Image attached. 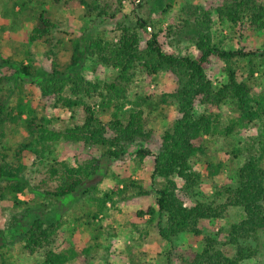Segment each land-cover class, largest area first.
<instances>
[{"label": "trees", "instance_id": "trees-1", "mask_svg": "<svg viewBox=\"0 0 264 264\" xmlns=\"http://www.w3.org/2000/svg\"><path fill=\"white\" fill-rule=\"evenodd\" d=\"M71 1L84 6L86 16L95 21L114 19L124 0ZM143 7L140 0L134 20L118 21L115 36L107 35L102 29L93 35L82 32L68 38L67 33L57 37L53 31L56 24L41 11L30 39L44 45V54L50 60L49 70L33 64L30 54L27 55L30 61L26 62L0 53V203L15 211L28 205V201L19 197L26 190L56 200L97 190L109 171V162L121 160L134 143L156 140V130L151 126L152 112L161 104H173L178 115L161 134L158 152L142 146L135 152V162L140 167L148 156L153 157L152 188H145L134 179L117 182L110 190L103 191L96 199L97 210L87 216L96 220L108 203L116 206L125 198L154 192L155 202L136 211V220L149 216L148 222L155 221L160 237L171 241L184 232L200 235L201 220L222 219L231 207H240L243 217L227 228L226 242L206 235L200 249L174 246L169 258L180 264H242L257 259L259 249L253 242L258 241L259 233L264 230V131L260 138L251 137L244 150L237 147L233 151L234 158L245 157L238 167L235 184L214 182L211 197L207 200L195 197L208 177L198 161L206 152L209 138L229 137L264 120V93L254 92L255 70L257 62L264 63V46L251 50L227 46L215 31L218 23L227 25L243 38L258 35L264 31V1L227 0L214 9L191 5L189 11L180 15L182 23L168 26L166 34L172 45L177 36L189 30L195 53H183L180 47L176 52L165 49L160 41L163 30L150 16L141 13ZM171 7L170 2L166 3L162 12L167 13ZM149 26L153 31L143 42V33ZM65 52H70L68 60L64 59ZM88 58L116 69L117 73L104 83L87 78L80 70ZM215 61H220L226 75V80L217 85L209 75ZM242 67H247L248 72H241ZM165 72L176 79L174 91L163 92L158 97L138 95L136 100L131 99L130 90L141 75L155 78ZM13 76L19 81V92L16 103L11 104V91H5V84ZM25 83L39 87L46 105L72 112L73 124L57 128L51 118L39 115L27 104ZM129 103L131 106L127 107ZM227 104L233 106L236 116L224 125L222 109ZM78 112L81 115L77 119ZM104 113L110 116L107 122L101 117ZM20 124L28 137L15 149L13 159L4 140L8 130ZM62 141L97 148L100 155L76 163L52 157L53 146ZM28 153L35 155L32 163L23 161ZM36 162L41 166L35 170L33 184L26 173ZM205 167L211 178L223 169L221 163L211 161H206ZM91 220L86 224H91ZM8 224L6 229H0V248L21 241L29 255L42 253L39 264L90 261L94 246L59 242L62 228L59 219L51 221L28 208L20 217L12 215ZM226 244L234 248L233 254L224 250ZM130 258L134 264H155L140 260L132 252ZM255 264L262 263L257 260Z\"/></svg>", "mask_w": 264, "mask_h": 264}, {"label": "rangeland", "instance_id": "rangeland-1", "mask_svg": "<svg viewBox=\"0 0 264 264\" xmlns=\"http://www.w3.org/2000/svg\"><path fill=\"white\" fill-rule=\"evenodd\" d=\"M103 0H100V2ZM140 0H124L120 11L114 19L96 18L91 21L86 16L84 6L77 5L71 0H0V53L3 57H13L14 59L29 62L27 55H31L33 64L45 70L50 69V60L44 54V45L39 42H32L30 39L31 31L36 25L37 17L41 11H45L49 15L56 27L53 28L57 37H62L67 33L68 37H74L77 34L86 32L89 35L97 33L105 29L106 34L115 36L114 30L118 21H132L135 19V9ZM227 0H142L144 7L141 13L150 16L159 29L163 32L160 35V41L164 48L176 52L181 48L183 53H195V47L191 41V33L186 29L182 36H177L173 44L166 34V28L170 25L182 23L181 16L184 12L189 11L191 5H202L206 8L214 9L218 5L223 4ZM264 1V0H261ZM171 3L172 7L167 13L162 12V6ZM181 15V16H180ZM153 31L151 26L147 32L143 33V42L150 38ZM216 36L224 40L227 46L235 48L243 47L246 50L257 49L264 46V31L258 35L249 38H243L236 35L229 29L227 25H215ZM66 38V39H67ZM116 39V38H115ZM70 58V52L64 53V59ZM220 61H215L209 70V75L213 79L215 85L220 81L226 80ZM7 68L3 71L7 72ZM80 72L87 78L104 83L110 81L117 70L110 67L102 66L95 59L88 58L84 63ZM241 72H248L247 67H242ZM9 73V71H8ZM15 76L9 79L5 84V91H11L10 103L17 101V93L19 92V81ZM254 92L256 94L264 93V63L257 62L255 70ZM177 86L176 79L169 73H161L155 78H149L141 75L133 84L130 90L132 100H136L138 95L158 97L163 92H172ZM24 93L26 94L27 104L32 105L39 115H45L53 120V125L57 128H65L73 124L71 116L72 112L63 107H54L46 105L45 99L41 96V91L37 85L25 83ZM8 93V92H7ZM129 103L127 107H130ZM222 122L227 125L230 117L236 116L235 109L231 104L223 106ZM80 112L76 114V118L80 116ZM178 113L173 104H161L156 107L151 115V126L156 130V140L139 141L129 147V152L121 160L114 159L109 162V171L104 181L97 186V190H93L87 195L82 193L75 194L71 197L63 199H50L39 193H30L25 191L20 193L19 197L28 201V205L21 206L17 210L12 207L5 208L0 203V229H6L9 225V219L12 215L20 217L24 211L29 208L30 211H37L39 216H45L51 221H62V228L59 231V242L70 241L72 244L78 243L81 246H94L90 261L88 264H134L130 258V253L138 255L140 260L150 261L155 264H180L175 258H169V252L174 246L178 248L194 246L200 249L203 243V237L211 235L219 241H227V228L232 223L238 222L243 217V210L240 207H231L226 216L222 219L212 218L200 221L201 234L194 235L191 232H184L176 239L167 241L160 237L154 223L148 222L149 216L136 220L135 212L139 209H145L155 202V193L144 196H133L120 200L116 206L112 203L107 204V208L100 213L96 220H91L87 214L94 212L98 208L96 200L103 195V191L110 190L117 182H125L136 180L145 188H152L151 174L153 170V157L148 156L142 167L135 162V152L139 146L148 147L153 153H157L160 148V136L170 125L171 121L177 117ZM105 122L110 119L109 114H101ZM264 131V120L256 121L251 124L247 130H238L229 137L216 136L209 138L207 141V149L198 161L199 168L205 175L204 182L198 188L199 193L195 199L207 200L213 195L214 182L217 184H235L238 178V167L244 161L242 155L238 158L233 157V151L237 147L243 150L247 146V141L252 138H260ZM262 132V133H261ZM27 132L22 124L12 126L8 130L5 144L10 149L11 158L15 159V149L21 143L27 140ZM100 151L97 148H90L83 143H72L62 141L53 146L52 157H59L63 160L71 162L84 161L92 156L99 157ZM35 155L28 153L23 161L32 163ZM206 161L216 164L221 163L222 171L215 177H209L206 170ZM27 169V177L34 184L36 168L41 164ZM76 163V162H75ZM181 186L179 178H176ZM123 183L121 184V186ZM189 200L190 198L187 197ZM193 199V198H192ZM191 199V200H192ZM91 224H86L89 221ZM99 225L103 227L99 228ZM223 229V230H222ZM13 235V234H12ZM258 241L253 242L254 246L259 249L257 259L246 260L242 264H255L258 260L264 264V230L258 235ZM97 246V247H96ZM224 250L234 253V248L226 244ZM0 264H39L43 260L42 253L29 255L24 251L21 241L9 243L7 246L0 248ZM68 264H80L79 261L73 260Z\"/></svg>", "mask_w": 264, "mask_h": 264}]
</instances>
